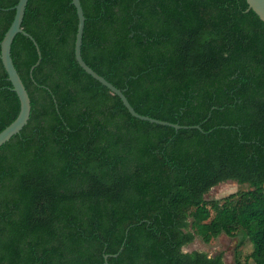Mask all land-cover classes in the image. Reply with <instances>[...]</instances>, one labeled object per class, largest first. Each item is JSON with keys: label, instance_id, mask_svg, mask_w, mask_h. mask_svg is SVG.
I'll list each match as a JSON object with an SVG mask.
<instances>
[{"label": "trees", "instance_id": "1", "mask_svg": "<svg viewBox=\"0 0 264 264\" xmlns=\"http://www.w3.org/2000/svg\"><path fill=\"white\" fill-rule=\"evenodd\" d=\"M19 0H0V42ZM29 0L12 44L31 117L0 148V264H264V21L247 0ZM1 54V46H0ZM20 112L0 57V131ZM248 185L221 198L213 187ZM128 232V234H127ZM123 249L120 251V248ZM118 254L117 256H113Z\"/></svg>", "mask_w": 264, "mask_h": 264}, {"label": "water", "instance_id": "2", "mask_svg": "<svg viewBox=\"0 0 264 264\" xmlns=\"http://www.w3.org/2000/svg\"><path fill=\"white\" fill-rule=\"evenodd\" d=\"M29 0H19L16 4L15 8V16L14 20L12 21L9 29L6 31L3 40L0 42L1 46V60L3 62L4 68L8 73V78L13 84V89L17 93L19 99H20V112L18 116L15 118L14 121H12L9 125H7L2 131H0V148L10 141L15 135L21 133V131L24 129V127L28 124L29 119L31 117V111H32V104H31V98L29 95V92L23 82V79L21 78V75L19 74L14 60L12 56V44L17 34L22 33L25 36L31 38L37 48L39 58L37 62L31 67V76H33V71L41 62L42 59V52L40 49V46L36 39L27 32L23 27L22 23L24 20L26 7ZM249 4V9H252L261 20L264 21V0H247ZM73 5L76 7L77 14H78V29L76 34V40H75V56L79 63V65L91 76H93L96 80L101 82L103 85H105L109 90L113 93L118 95L121 100L123 101V104L128 109V111L136 118L149 121L152 123H157L161 125H167L170 127H173L177 130L185 128V129H191L196 128L202 130V127L200 125H180L179 123H173L170 121L158 119L151 117L149 115H143L139 113L135 107L131 104L128 97L125 95L124 90L118 88L116 85H114L112 82H110L108 79H106L103 75L99 74L97 71H95L90 65L87 64V62L84 60L82 56V45H83V36H84V30H85V22H86V16L84 12V8L82 6L81 0H72ZM128 234V232H127ZM123 249V246L120 248V251ZM118 254H114L113 256H117ZM109 255H105V263L109 264L108 262Z\"/></svg>", "mask_w": 264, "mask_h": 264}, {"label": "rangeland", "instance_id": "3", "mask_svg": "<svg viewBox=\"0 0 264 264\" xmlns=\"http://www.w3.org/2000/svg\"><path fill=\"white\" fill-rule=\"evenodd\" d=\"M246 188H248V185H242L236 181L229 180L213 187V189L206 195V198H221L230 193ZM241 243L244 254L249 255L253 250V246L248 238L244 236L230 237L225 233L220 234L210 243H205L201 238L196 237L192 243L184 247V250L189 252L200 250L208 253L210 256H214L219 252H223V260L225 264H237L235 250ZM250 262L251 264H254L252 258H250Z\"/></svg>", "mask_w": 264, "mask_h": 264}]
</instances>
